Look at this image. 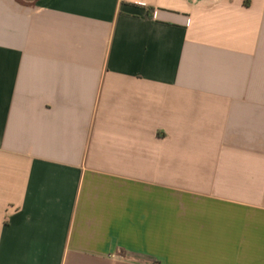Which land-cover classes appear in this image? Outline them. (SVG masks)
<instances>
[{
	"label": "crops",
	"instance_id": "crops-1",
	"mask_svg": "<svg viewBox=\"0 0 264 264\" xmlns=\"http://www.w3.org/2000/svg\"><path fill=\"white\" fill-rule=\"evenodd\" d=\"M0 264H264V0H0Z\"/></svg>",
	"mask_w": 264,
	"mask_h": 264
}]
</instances>
